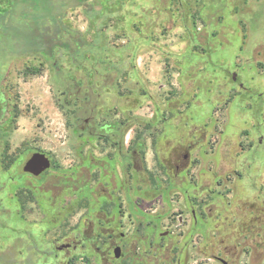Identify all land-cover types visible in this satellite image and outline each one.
Returning a JSON list of instances; mask_svg holds the SVG:
<instances>
[{"label":"rangeland","instance_id":"obj_1","mask_svg":"<svg viewBox=\"0 0 264 264\" xmlns=\"http://www.w3.org/2000/svg\"><path fill=\"white\" fill-rule=\"evenodd\" d=\"M180 1L86 0L56 26L44 17L52 60L27 43L26 5L0 0V264H60L51 249L109 180L86 165L122 138L128 166L112 168L108 195L129 204L128 231L141 221L162 257L185 250L194 209L209 243L235 244L230 264H264L249 244L264 234V0ZM29 151L54 165L33 176Z\"/></svg>","mask_w":264,"mask_h":264},{"label":"flooded vegetation","instance_id":"obj_2","mask_svg":"<svg viewBox=\"0 0 264 264\" xmlns=\"http://www.w3.org/2000/svg\"><path fill=\"white\" fill-rule=\"evenodd\" d=\"M112 145L115 146L116 157L112 159L105 152L101 155V158L90 157L91 159L86 165V167H90V176L92 175L94 183L97 181L95 172L92 170L94 166L98 167L104 178L109 177V180L106 179L107 183H105V180L98 181L103 187V193L99 195V197L103 198L100 204L96 207L95 199L93 198V204H89L92 210L89 209L88 216L83 218L80 225L75 224L72 228V231L76 232L70 237L65 236L66 238L64 237L59 245L53 246V249H51L53 255L60 256V264H75L76 259L79 258H83L86 264H88L87 258L94 264H187L188 262H190L189 264H207V260L210 257L219 264H223L222 259L226 260L225 256L237 252L235 244L227 246L222 242L209 243L207 234L204 233L206 227L201 220H198L194 209L191 210V217L188 220L187 232L189 234L188 240L190 241L189 247L185 250L169 249L167 250L169 254L162 257L159 248L146 238L148 234L144 233L141 221L136 220L131 230L128 231L127 227H125V219H128L129 204H119L117 201L110 199L109 195L112 198L111 191L113 186L108 185V182L114 181L112 179L114 176L112 168L115 164L118 163L122 170L128 166L126 163L128 141L126 138H122L117 141L114 140ZM189 148H192V144ZM45 154L50 159V167L48 168L50 169L54 165L53 159L47 153ZM185 157H187V154H185ZM48 169L40 175H43ZM91 171L93 172L91 173ZM109 173L112 177L109 176ZM83 182L87 185L85 179H83ZM119 185L116 184L114 187L119 186L123 189L124 181L121 180ZM87 187L89 188L88 185ZM90 191L92 190L89 188L88 194H82L83 197L89 198ZM197 229L201 230V234H195ZM257 233L255 231L252 234L249 244L264 250V234H262L260 240H256ZM209 245L212 249H209ZM214 245L218 247L213 248ZM116 253L118 256H116ZM226 261L230 264L229 260Z\"/></svg>","mask_w":264,"mask_h":264},{"label":"trees","instance_id":"obj_3","mask_svg":"<svg viewBox=\"0 0 264 264\" xmlns=\"http://www.w3.org/2000/svg\"><path fill=\"white\" fill-rule=\"evenodd\" d=\"M85 1L86 0H12V5L13 8L18 7L20 4L26 5L23 10L18 11L16 14L21 18L30 20L28 28L31 29V35L27 39V43L30 44L32 50L42 52L53 60L55 58L53 56V50L58 45V40L56 38L58 33L57 28L51 33L42 30L40 21L42 22V19L46 17L56 26V17L63 9L72 8ZM177 1L181 3L180 0ZM38 70L39 68L29 67L26 69L25 73H36ZM4 163L6 166H9L13 163V159L10 158Z\"/></svg>","mask_w":264,"mask_h":264},{"label":"water","instance_id":"obj_4","mask_svg":"<svg viewBox=\"0 0 264 264\" xmlns=\"http://www.w3.org/2000/svg\"><path fill=\"white\" fill-rule=\"evenodd\" d=\"M232 79L235 80V73L232 74ZM50 167V159L43 151H29L26 153L22 168L32 174L37 176L44 172ZM164 234L166 232H163ZM116 256L118 254L116 253ZM223 264H228L226 260L222 259Z\"/></svg>","mask_w":264,"mask_h":264}]
</instances>
